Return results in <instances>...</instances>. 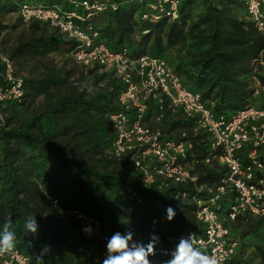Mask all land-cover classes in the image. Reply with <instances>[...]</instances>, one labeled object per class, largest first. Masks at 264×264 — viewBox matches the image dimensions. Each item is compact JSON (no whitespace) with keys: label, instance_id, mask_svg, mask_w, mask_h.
<instances>
[{"label":"trees","instance_id":"obj_1","mask_svg":"<svg viewBox=\"0 0 264 264\" xmlns=\"http://www.w3.org/2000/svg\"><path fill=\"white\" fill-rule=\"evenodd\" d=\"M111 1L117 9L99 16L97 23L112 47L128 45L134 29L140 34L148 28V33L139 35V41L148 44L154 54H165L177 47L194 48L197 51L184 60V66L176 68L193 90L214 103L215 111H234L251 103V90L245 83L247 75H257L264 84V75L253 73V62L258 61L261 53L264 61V34L244 19L243 0H182L173 21L161 20L140 27L131 20L134 2ZM23 3H59L70 8L66 0H0V12H17ZM231 5L237 6L238 13L231 12ZM197 6L202 10L191 20V11ZM38 22L46 34L31 35L19 42L12 50V58L46 55L61 46L70 52V41L52 34L46 23ZM3 68L0 61V84L5 83ZM88 70L107 79L92 93L87 89L65 91L67 77L48 70L41 77L19 78L22 97L0 103L3 109L6 105L21 104L26 98L34 101L42 97L38 112L17 125H8L0 114V225L11 219L15 243L26 252L51 245L46 264H91V258L77 250L88 238L80 232L72 211L97 218L111 231H131L143 243L156 234L160 237L158 247L166 245L163 226L177 231L200 230L197 207L190 198L195 192L193 183L144 190L136 183L128 158L111 156L114 133L108 116L118 110L116 100L121 84L110 74L98 72L97 67ZM179 126L177 120L171 119V129ZM99 128L105 131L104 135H95ZM195 153L199 158L206 155L202 146H196ZM193 173L197 185L216 184L222 176L216 162L213 166L199 163ZM132 190L141 192L142 204L134 203L130 197ZM182 192L188 194L187 198L181 197ZM53 198L58 200L56 205L51 203ZM168 206L176 212L172 221L165 219ZM51 210L62 216L57 224ZM42 212L48 214L46 218ZM29 216H36L39 222L38 237L24 234L23 225ZM154 220L158 223L153 224ZM245 225L253 224L246 220ZM169 258L153 259L163 262Z\"/></svg>","mask_w":264,"mask_h":264},{"label":"built area","instance_id":"obj_2","mask_svg":"<svg viewBox=\"0 0 264 264\" xmlns=\"http://www.w3.org/2000/svg\"><path fill=\"white\" fill-rule=\"evenodd\" d=\"M69 9L59 3L49 6L23 3L16 12L25 23L38 20L48 25L52 34L71 42L72 59L86 69L116 78L121 89L117 95L118 110L109 114L114 133L110 154L128 158L135 180L141 189L164 188L191 182L195 192L200 230L177 231L164 228L166 245L156 246L155 257L170 256L179 238L190 233L202 251L217 258L218 264H245L242 239L235 226L239 221L253 220L264 224V106L248 103L234 111L217 112L214 103L186 82L168 55L151 51L135 53L126 43L117 48L102 35L97 20L117 9L111 0H66ZM135 8L131 20L136 27L154 25L161 20L173 21L182 0H130ZM243 17L264 34V0H243ZM149 32L148 28L140 34ZM173 50V49H170ZM260 54L253 62V73L264 65ZM5 83L0 84V103L20 99L22 80L13 76L12 61L0 53ZM264 89V86H263ZM171 119L179 122L170 128ZM206 151L199 158L195 147ZM217 163L222 176L216 184H196L195 165ZM186 192L181 193L187 198ZM130 197L143 203V195L132 190ZM52 205L58 203L51 199ZM80 232L88 240L77 250L99 264L106 253V239L114 232L97 218L72 211ZM91 225L93 233L82 229ZM137 242H141L134 238ZM38 249L26 252L16 243L14 249L0 256V264H37ZM47 259L44 257L43 264Z\"/></svg>","mask_w":264,"mask_h":264},{"label":"rangeland","instance_id":"obj_3","mask_svg":"<svg viewBox=\"0 0 264 264\" xmlns=\"http://www.w3.org/2000/svg\"><path fill=\"white\" fill-rule=\"evenodd\" d=\"M230 8L232 13H238L237 6L231 5ZM200 10H202V7L198 6L192 9L191 20ZM31 21L23 22L14 11L0 12V53L11 59L14 77L21 79L25 77H41L46 71L55 70L67 77L63 86L65 91L78 90L74 86L76 84H90L95 89V87L102 86L107 81L106 78L99 77L97 74L89 72L84 66L76 63L66 48L62 46L46 55H35L32 57L23 55L12 58V50L19 42L27 40L31 35L46 34L44 26L40 22L37 20ZM130 40L132 42L127 43L135 53L151 51L148 44H143L139 41L137 29L130 33ZM196 51L192 47H177L169 50L168 55L176 66H184V60H188ZM259 72L260 76L264 75V65L259 66ZM245 83L247 84V89L251 90L248 102L257 106H264V84L259 77L257 75H247ZM41 102V96L34 101L26 98L21 104L6 105L3 109H0V114L8 125L14 126L37 113ZM104 134L105 131L99 128L95 135L102 136ZM38 173L41 174L40 171ZM51 215H53L52 220L57 224L58 218L61 216L60 213L53 214L51 210ZM250 221L253 224L251 227L245 225L246 221H240L242 224L238 223L236 227L242 239L244 263L261 264L262 257H264V224L258 221Z\"/></svg>","mask_w":264,"mask_h":264},{"label":"clouds","instance_id":"obj_4","mask_svg":"<svg viewBox=\"0 0 264 264\" xmlns=\"http://www.w3.org/2000/svg\"><path fill=\"white\" fill-rule=\"evenodd\" d=\"M74 86L81 92L86 89L89 93L93 92V86L90 84H76ZM165 211V219L172 221L176 215L175 209L168 206ZM41 215L46 218L48 214L42 212ZM156 223L158 221L154 220L153 224ZM11 225V219L0 225V256L10 253L15 247L16 233L11 230ZM23 228L26 237H38L40 225L36 216L27 217ZM82 231L88 236L93 233L91 225L84 227ZM159 240L158 235L152 234L147 243L137 242L133 239L131 231L124 233L116 231L106 239V253L99 264H218L215 256L207 254L197 246V242L191 233L179 238L178 243L175 244L169 254V259L163 262H153L150 257L156 255V245ZM28 242L32 246L31 240ZM51 251V245H43L39 253L36 254L37 264H43L44 257Z\"/></svg>","mask_w":264,"mask_h":264}]
</instances>
